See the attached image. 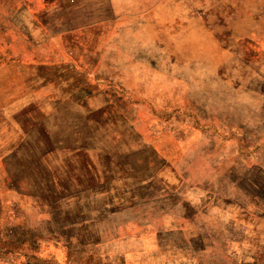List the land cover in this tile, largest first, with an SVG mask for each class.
Listing matches in <instances>:
<instances>
[{
  "label": "rangeland",
  "instance_id": "obj_1",
  "mask_svg": "<svg viewBox=\"0 0 264 264\" xmlns=\"http://www.w3.org/2000/svg\"><path fill=\"white\" fill-rule=\"evenodd\" d=\"M0 244L264 264V0H0Z\"/></svg>",
  "mask_w": 264,
  "mask_h": 264
},
{
  "label": "trees",
  "instance_id": "obj_2",
  "mask_svg": "<svg viewBox=\"0 0 264 264\" xmlns=\"http://www.w3.org/2000/svg\"><path fill=\"white\" fill-rule=\"evenodd\" d=\"M54 142V141H53ZM52 143V142H51ZM60 144H62V142H60ZM65 145H68L67 144V142H65ZM123 150L125 151V153H124V158L122 159V160H124V161H126V160H132V161H126L125 162V164L123 165L124 167H130L131 166V168L132 169H130L131 171V173H132V175L134 176V177H138V176H144V175H147V174H149V172L148 171H151V169L149 168V167H147L146 166V164L142 161V164H139V165H137L136 164V160H143V158H142V154H141V156L139 155H137V152H141L142 153V150H137V151H134L133 149H131V148H123ZM140 154V153H139ZM118 160H121V159H118ZM138 163V162H137ZM135 167V169H134V167ZM139 167V168H137V167ZM122 169L123 170H120L119 171V174L120 175H122L124 172H126V169L125 168H123L122 167ZM52 172V171H51ZM152 172V171H151ZM154 173H156V172H154ZM157 174V173H156ZM108 175L107 174H102V172L101 171H99V175H98V177H99V179H101V177L102 178H104L105 180L103 181V182H105L106 180H107V177ZM157 176V175H156ZM146 179H148V177H146V176H144ZM153 178H155V177H152L151 179H153ZM16 179V178H15ZM156 179H158V177H156ZM15 188H17V190L18 191H20V192H23L24 191V189H23V184H21L22 182H18L17 180H15ZM138 198L139 197H136V196H133V199H131V196H129V198H128V200H123V201H120V202H118L117 204L115 203V202H102V203H97V204H95L93 207H97V206H99V205H109V206H117V205H119V204H122V203H127V202H133L134 200L136 201V200H138ZM131 199V200H130ZM83 206H87V205H83ZM89 206V205H88ZM38 239V238H37ZM1 245V244H0ZM3 245H5V244H3ZM32 260H33V258H28L27 260H26V262H25V264H34L33 262H32Z\"/></svg>",
  "mask_w": 264,
  "mask_h": 264
}]
</instances>
